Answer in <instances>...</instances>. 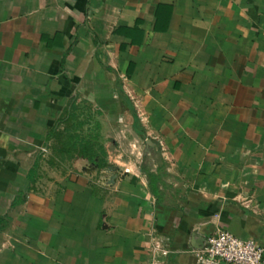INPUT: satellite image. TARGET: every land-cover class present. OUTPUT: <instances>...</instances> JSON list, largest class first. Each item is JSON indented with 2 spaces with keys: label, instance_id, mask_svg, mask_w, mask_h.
I'll return each mask as SVG.
<instances>
[{
  "label": "crops",
  "instance_id": "0c3cea01",
  "mask_svg": "<svg viewBox=\"0 0 264 264\" xmlns=\"http://www.w3.org/2000/svg\"><path fill=\"white\" fill-rule=\"evenodd\" d=\"M72 104L126 138L104 168L48 158ZM218 231L264 245V0H0V264H196Z\"/></svg>",
  "mask_w": 264,
  "mask_h": 264
},
{
  "label": "rangeland",
  "instance_id": "374dc122",
  "mask_svg": "<svg viewBox=\"0 0 264 264\" xmlns=\"http://www.w3.org/2000/svg\"><path fill=\"white\" fill-rule=\"evenodd\" d=\"M92 110V107L85 110L83 106H74L72 116L56 126L51 142V156L48 157L50 160L72 159L95 152L97 159L105 162L109 156L116 154V143H124L126 138L108 134L103 123L98 128V120L93 117Z\"/></svg>",
  "mask_w": 264,
  "mask_h": 264
},
{
  "label": "built area",
  "instance_id": "2783aa9c",
  "mask_svg": "<svg viewBox=\"0 0 264 264\" xmlns=\"http://www.w3.org/2000/svg\"><path fill=\"white\" fill-rule=\"evenodd\" d=\"M194 256L196 264H264V245L218 231L206 239L203 248L194 251Z\"/></svg>",
  "mask_w": 264,
  "mask_h": 264
},
{
  "label": "trees",
  "instance_id": "16d2710c",
  "mask_svg": "<svg viewBox=\"0 0 264 264\" xmlns=\"http://www.w3.org/2000/svg\"><path fill=\"white\" fill-rule=\"evenodd\" d=\"M74 105L72 104L70 107H73ZM55 133H52L50 135V138L54 136ZM84 157L88 158V160L90 162H96V164L99 166V168H104L105 167V162L104 161H99V159H97V155L95 154V152H93V154H89V155H84Z\"/></svg>",
  "mask_w": 264,
  "mask_h": 264
},
{
  "label": "water",
  "instance_id": "95a60500",
  "mask_svg": "<svg viewBox=\"0 0 264 264\" xmlns=\"http://www.w3.org/2000/svg\"><path fill=\"white\" fill-rule=\"evenodd\" d=\"M147 145H152V142L150 140L147 141ZM203 241L205 242L206 241V238L203 239Z\"/></svg>",
  "mask_w": 264,
  "mask_h": 264
}]
</instances>
